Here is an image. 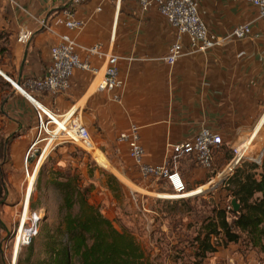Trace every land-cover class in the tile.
<instances>
[{
    "label": "crops",
    "instance_id": "obj_1",
    "mask_svg": "<svg viewBox=\"0 0 264 264\" xmlns=\"http://www.w3.org/2000/svg\"><path fill=\"white\" fill-rule=\"evenodd\" d=\"M17 1L35 17L45 19L56 32L72 35L81 45L79 54L92 69H76L68 90L39 96L54 109H74L101 149L102 152L95 148L93 153L103 165L112 167L108 162L111 157L119 166H122V158L128 161L131 168L122 166L126 179L136 172L140 174L129 157L127 145L118 140L120 133L128 131L132 124L140 127L146 161L177 168L190 189L197 187L190 195L210 185L215 176L213 169L220 166L222 169L233 160L230 148L234 149L237 143L244 147L249 138L262 130L264 19L259 17L258 8L252 3L201 0V16L220 37H225L234 26L247 22L251 23L254 36L241 40L226 38L207 52H191L170 65L163 57L176 38V30L156 7L142 11L139 0H121L119 7L113 5L112 0ZM65 10H72L75 16L84 19L85 27L68 28ZM0 16L7 17L16 31L14 50H24L16 74L4 68L1 62L0 69L18 82L27 77L44 76L50 63V48L57 40L55 34L42 28L37 20L9 0H0ZM22 26L34 31L28 44L17 41ZM97 44L107 56L83 48ZM184 46L188 47L187 41ZM38 48L46 56V67L40 65L34 73L29 68L30 62L37 58L34 52ZM111 55L118 57L117 67L124 79L123 86L112 92L98 89ZM25 72L36 75L24 76ZM0 76L5 80L2 74ZM203 126L221 133L224 139V145L215 155L214 168L198 165L192 156L174 160L172 145L193 139ZM162 181L168 184L165 179ZM157 195L173 197L171 193Z\"/></svg>",
    "mask_w": 264,
    "mask_h": 264
},
{
    "label": "rangeland",
    "instance_id": "obj_2",
    "mask_svg": "<svg viewBox=\"0 0 264 264\" xmlns=\"http://www.w3.org/2000/svg\"><path fill=\"white\" fill-rule=\"evenodd\" d=\"M112 2L117 7L121 4V0ZM15 32L8 18L0 16V48L4 50L0 53V62L14 74L21 67L24 51L14 50ZM36 40L37 35L31 43L35 44ZM34 53L37 58L32 63L35 60L36 66L30 62L29 69L35 73L40 65L46 67V56L40 48ZM33 72L23 75H36ZM4 78V81L0 80V264H36L46 256L44 233L48 229L55 231L62 224L63 195L52 184L56 168H62L66 173L80 172L82 184L92 187L90 202L99 206L117 228L133 231L152 264H264V256L244 243L220 247L200 263L187 243L213 204L230 203L223 182L234 172L235 162L229 161L222 169L221 166L212 168L214 180L207 187L218 183L215 188L177 203L171 200L172 197L167 199L157 195L172 193L170 185L163 179H144L137 172L130 178L125 175L126 179L122 166H131L124 158L119 166L111 157L108 162L113 169L103 165L94 150L88 152L69 142L58 143L51 150L47 147L41 156L44 144L35 145L39 131L36 107L17 91L16 81L7 76ZM247 141L244 147L239 143L235 145L238 157L244 155L243 158L251 161L258 160L264 154V125ZM95 148L101 151L98 146ZM230 150L235 156V150ZM26 165L30 171L28 176ZM110 177H116L118 184L112 183ZM222 178L224 180L220 182ZM187 187L190 189L189 185ZM159 188L163 191H158ZM24 217L27 220L22 227ZM31 226L37 232L32 235L30 244L35 239V250L29 260L30 244L22 245L20 250L17 244Z\"/></svg>",
    "mask_w": 264,
    "mask_h": 264
},
{
    "label": "built area",
    "instance_id": "obj_3",
    "mask_svg": "<svg viewBox=\"0 0 264 264\" xmlns=\"http://www.w3.org/2000/svg\"><path fill=\"white\" fill-rule=\"evenodd\" d=\"M19 6L29 16L37 20L38 24L56 36V42L50 48V63L46 73L42 77H27L15 83L19 93L26 96L36 107L37 111V140L35 145L44 144L41 156L47 147L53 149L58 143H74L84 150L91 152L95 150V142L89 129L84 125L80 115L74 109L60 111L54 109L40 98L41 93H59L68 90L72 84V77L76 69L90 70V63L83 60L79 54L81 45L72 35L68 33H58L45 19L35 17L28 9L24 8L17 0H9ZM201 0H139L142 11H147L151 7H156L166 21L176 30V38L168 48L167 54L163 57L170 65H174L179 58L191 52H207L219 45L226 38L235 40L245 39L253 35L251 23H241L232 28L225 36L220 37L212 31L200 13ZM258 8L259 17L264 19V0H245ZM65 25L70 29L81 30L85 27L86 21L75 16L71 10H65ZM34 31L26 26L20 27L17 34V41L21 44H28ZM257 35V34H256ZM188 42V47L184 42ZM90 53L99 56H107L101 50L99 44L92 47H83ZM118 57L111 55L108 58V65L105 69L102 83L98 89L105 88L115 91L124 84L117 67ZM118 140L128 147L129 157L133 160L144 178L165 179L171 188V194L178 195L172 198H184L191 196L192 190L187 184L177 168L170 167L167 163L153 164L145 159V148L140 140V127L132 124L128 131L120 133ZM246 143V142H245ZM34 145V146H35ZM224 145L221 133L203 126L193 139L185 140L172 145L173 159L181 156H192L198 165L205 168H212L215 155ZM235 156L233 162L240 161L243 156H239L238 149L234 148ZM263 154V153H262ZM261 154V156H263ZM256 162L260 163L262 157ZM41 158V157H40ZM27 176L30 171L26 165ZM26 202V201H25ZM233 205L229 203L228 207ZM27 207V203H26ZM26 217L22 221V227L26 223ZM30 234L23 239L22 245L31 242L33 226L28 228ZM14 264V263H13Z\"/></svg>",
    "mask_w": 264,
    "mask_h": 264
},
{
    "label": "trees",
    "instance_id": "obj_4",
    "mask_svg": "<svg viewBox=\"0 0 264 264\" xmlns=\"http://www.w3.org/2000/svg\"><path fill=\"white\" fill-rule=\"evenodd\" d=\"M0 80L4 81L1 76ZM54 170L52 184L63 195L62 224L55 231H45L46 256L36 264H152L133 231L117 228L99 206L90 202L92 187L82 184L80 172ZM110 180L118 184L116 177ZM223 184L230 203L236 199L240 207L235 211L229 204H213L187 241L195 259L203 263L209 253L230 243H244L264 256V154L260 163L241 159ZM191 197L171 200L178 203ZM34 240L28 246L29 260L35 250Z\"/></svg>",
    "mask_w": 264,
    "mask_h": 264
},
{
    "label": "water",
    "instance_id": "obj_5",
    "mask_svg": "<svg viewBox=\"0 0 264 264\" xmlns=\"http://www.w3.org/2000/svg\"><path fill=\"white\" fill-rule=\"evenodd\" d=\"M0 74H2V75H4V76H7V77L10 78L11 80H13L11 77H9V76L5 73L2 69H0ZM13 81H15V80H13ZM16 82H18V81H16ZM238 163H239V161H236V162H235V164H234V168L237 166ZM231 164H232V163H231ZM223 180H224V178H222V179L220 180V182L223 181ZM217 184H218V183H216V184H214V185H211V186L207 187L206 189L202 190L201 192L196 193V194L191 195V196H196V195H199V194H203V193H205V192H207V191H209V190L215 188ZM232 205H233L235 211H237V210L239 209V207H240V205H239V203H238V201H237L236 199H233V200H232Z\"/></svg>",
    "mask_w": 264,
    "mask_h": 264
},
{
    "label": "bare ground",
    "instance_id": "obj_6",
    "mask_svg": "<svg viewBox=\"0 0 264 264\" xmlns=\"http://www.w3.org/2000/svg\"><path fill=\"white\" fill-rule=\"evenodd\" d=\"M26 230H27V233H25V235L23 234L22 238L19 240V242H18V244H17L19 250H20V248H21V246H22V244H23V239H24L25 237H27L28 234H30L29 229H26ZM15 245H16V242H15ZM15 245H14V246H15Z\"/></svg>",
    "mask_w": 264,
    "mask_h": 264
}]
</instances>
